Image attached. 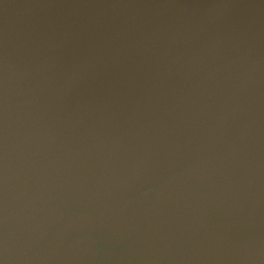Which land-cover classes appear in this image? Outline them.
Wrapping results in <instances>:
<instances>
[{
  "label": "water",
  "instance_id": "obj_1",
  "mask_svg": "<svg viewBox=\"0 0 264 264\" xmlns=\"http://www.w3.org/2000/svg\"><path fill=\"white\" fill-rule=\"evenodd\" d=\"M0 264H264V0H0Z\"/></svg>",
  "mask_w": 264,
  "mask_h": 264
}]
</instances>
